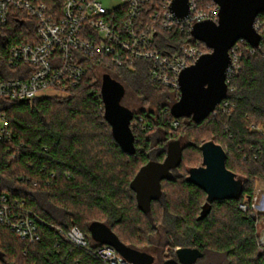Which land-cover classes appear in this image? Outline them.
<instances>
[{
  "label": "trees",
  "instance_id": "obj_1",
  "mask_svg": "<svg viewBox=\"0 0 264 264\" xmlns=\"http://www.w3.org/2000/svg\"><path fill=\"white\" fill-rule=\"evenodd\" d=\"M211 1L202 0L200 5ZM32 2L46 5L48 14L62 15L64 0ZM256 21L264 36V12ZM38 27L37 17L14 10L0 33L7 36L8 45L25 44L38 41ZM187 44L198 46L204 54L211 51L189 28L159 30L156 35L161 52H174ZM8 45L2 47L0 76L22 77L23 67L6 65ZM230 53L238 62L227 79V97L200 123L172 115L180 89L153 81L151 62L146 60L118 67L88 58L87 73L69 97H41L32 103L0 98V114H5L14 133L0 143V195L24 202L40 218L41 234L40 240L30 243L0 224V261L106 264L95 254L104 245L91 232L92 223L98 221L107 224L126 245L152 255L154 264H182L176 254L178 247L199 248L204 256L195 264H264L258 229L264 213L256 214L252 207L255 181L264 179V39L258 47L239 40ZM106 73L144 104L157 105V112L134 111L135 154L121 148L105 118L101 87ZM192 127H204L208 138L184 143L183 135ZM151 132L162 135L156 145L160 151L153 158ZM211 139L225 148L228 168L246 179L240 199L215 201L209 214L199 218L207 194L186 177L187 168L198 166L202 157L198 164L185 166V151L194 149L202 155L200 146ZM172 140L181 141L183 161L173 170V179L162 182V195L152 209L143 212L131 182L143 165L164 160ZM242 203L248 204L247 210L241 208ZM73 226L81 229L89 246L67 239ZM158 227L166 237L164 246L171 247L168 258L158 247L151 250V234Z\"/></svg>",
  "mask_w": 264,
  "mask_h": 264
},
{
  "label": "built area",
  "instance_id": "obj_2",
  "mask_svg": "<svg viewBox=\"0 0 264 264\" xmlns=\"http://www.w3.org/2000/svg\"><path fill=\"white\" fill-rule=\"evenodd\" d=\"M201 1L189 0L188 15L178 17L172 10L174 0H64L59 17L48 14L46 5H36L32 0H0V28L8 24L14 10L32 14L39 22L38 41L8 45L7 36L0 33V60L2 47L8 45L6 65L11 69L23 67L22 77L0 76V98L32 103L41 97H69L87 73L88 58L118 67L137 60L150 61L153 81L180 89L181 72L204 53L190 44L174 52H161L156 47V35L159 30L173 28H189L192 32L198 22L218 21L219 5L212 0L201 7ZM255 27L263 40L257 21ZM237 62L238 58L232 56L228 76ZM13 134L1 113L0 143ZM241 208L247 210L248 204L242 203ZM39 221L24 202L0 195V224L18 238L30 243L40 240ZM67 239L78 246H89L78 226L69 229ZM260 242L263 244V240ZM95 254L106 264H134L108 244L98 247Z\"/></svg>",
  "mask_w": 264,
  "mask_h": 264
},
{
  "label": "water",
  "instance_id": "obj_3",
  "mask_svg": "<svg viewBox=\"0 0 264 264\" xmlns=\"http://www.w3.org/2000/svg\"><path fill=\"white\" fill-rule=\"evenodd\" d=\"M220 7L219 19L198 22L192 34L204 42L211 51L203 54L194 64L185 68L179 76L180 98L171 107L176 118H192L196 123L214 113L228 93V72L232 64L231 49L239 40L251 46L261 44V33L256 29L257 16L264 12V0H214ZM172 10L178 17L189 13V0H174ZM126 89L108 73L103 75L101 94L105 106V118L112 127L115 140L129 154L136 153L132 120L134 111L122 104ZM202 161L188 167L186 180L199 186L207 194L199 218L206 217L212 203L221 200H238L244 190L245 176L227 166V152L222 144L211 139L200 146ZM183 161L180 140L168 144L163 161H149L143 165L131 182L136 193L138 207L143 212L152 209L154 201L162 195V182L173 179V170ZM264 207V205H263ZM93 237L102 244L114 247L126 260L134 264H154V257L126 245L105 223L91 225ZM176 254L182 264H195L203 258L199 248L178 247Z\"/></svg>",
  "mask_w": 264,
  "mask_h": 264
},
{
  "label": "rangeland",
  "instance_id": "obj_4",
  "mask_svg": "<svg viewBox=\"0 0 264 264\" xmlns=\"http://www.w3.org/2000/svg\"><path fill=\"white\" fill-rule=\"evenodd\" d=\"M108 1L111 2V0H108ZM123 103L124 105L132 109L133 111H137V112L140 111L142 108L146 110H153L156 112L158 111L156 104H150V103L144 104L143 101L140 98H138L130 89L126 90ZM187 131L188 132L183 135L184 143L190 141V139L196 143H199L205 140L206 138H208L209 136V133L207 131H204V127L200 129L192 127V128L187 129ZM153 132L149 133V135L152 134ZM151 136L153 139V145L155 144L153 150L151 151L152 152L151 157L153 158L158 153V151H160V146H156V145L158 144V140L162 138V135L161 134L156 135V132H155ZM201 157L202 155L199 151L194 150V149H187L185 151L184 165L185 166L186 165H196L200 162ZM182 172H184V170H182ZM253 204H254L253 210L256 214L264 213V207H263L264 205V179H258L257 181H255V197L253 200ZM157 229L158 230H156L153 234H151V240L153 241V247L151 248V250L154 251L153 248L155 249L156 247H158L160 248V251L164 250V257L168 258L171 255V247L164 246V243L166 242V237H165L162 227H158ZM258 229L260 232V240H263L262 245H264V220L258 223ZM158 264H162V263L158 262ZM202 264H207V262L205 261ZM212 264H215V263H212Z\"/></svg>",
  "mask_w": 264,
  "mask_h": 264
}]
</instances>
